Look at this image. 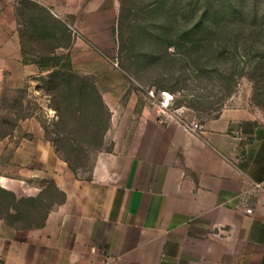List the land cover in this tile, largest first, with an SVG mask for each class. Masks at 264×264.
I'll return each mask as SVG.
<instances>
[{"label":"crops","instance_id":"1","mask_svg":"<svg viewBox=\"0 0 264 264\" xmlns=\"http://www.w3.org/2000/svg\"><path fill=\"white\" fill-rule=\"evenodd\" d=\"M103 71L95 85L112 112V147L96 153L86 177L32 119L21 137L0 139V156L9 150L0 189L13 202L41 191L33 178H50L62 195L31 224L10 221L27 215L12 205L0 212V264H264V126L222 111L188 134L159 125L147 105L116 117L109 92L119 78ZM22 168L29 174L16 177Z\"/></svg>","mask_w":264,"mask_h":264},{"label":"rangeland","instance_id":"2","mask_svg":"<svg viewBox=\"0 0 264 264\" xmlns=\"http://www.w3.org/2000/svg\"><path fill=\"white\" fill-rule=\"evenodd\" d=\"M82 46L92 51L89 61ZM64 70L67 77L54 74ZM103 70L119 78L109 92L116 117L132 105V114L147 105L156 115L165 91L185 119L203 124L231 111L264 126V0H0V139L21 137L22 120L32 119L86 177L96 153L112 147V128L105 136L112 112L91 90ZM28 183L41 191L15 202L0 189V212L12 205L27 213L10 218L17 224L62 199L50 178Z\"/></svg>","mask_w":264,"mask_h":264},{"label":"built area","instance_id":"3","mask_svg":"<svg viewBox=\"0 0 264 264\" xmlns=\"http://www.w3.org/2000/svg\"><path fill=\"white\" fill-rule=\"evenodd\" d=\"M148 94L153 95L152 91L149 90ZM171 95L165 91H161L160 98L157 100L156 110V122L159 125H166L169 122H175L180 125L181 130L188 134H200L204 132V125L194 120H188L182 117L177 110H171ZM247 213H251L250 208H246Z\"/></svg>","mask_w":264,"mask_h":264},{"label":"trees","instance_id":"4","mask_svg":"<svg viewBox=\"0 0 264 264\" xmlns=\"http://www.w3.org/2000/svg\"><path fill=\"white\" fill-rule=\"evenodd\" d=\"M64 58H66V61H67V64H68V67H70V54H69V52H67L66 54H65V56H64ZM22 63H28V62H25V61H22ZM65 66V65H64ZM38 67H39V65H38ZM65 72L63 73V72H56V73H54V74H56V75H60V77H63V76H66L65 75V73L68 71H66V70H64ZM50 72V71H49ZM53 77V76H52ZM67 77V76H66ZM51 78V77H50ZM58 79H60L59 78V76L57 77ZM91 90H92V93H94V95H95V98L97 99V101H99V103L102 105V100H101V98H100V95H99V93H98V90H96V88H95V86L94 85H92L91 86ZM104 105V104H103ZM59 192V191H58Z\"/></svg>","mask_w":264,"mask_h":264}]
</instances>
